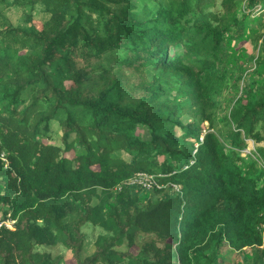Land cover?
Segmentation results:
<instances>
[{
  "label": "trees",
  "instance_id": "trees-1",
  "mask_svg": "<svg viewBox=\"0 0 264 264\" xmlns=\"http://www.w3.org/2000/svg\"><path fill=\"white\" fill-rule=\"evenodd\" d=\"M11 8L47 20L19 28ZM250 26L260 76L240 88L230 43ZM262 30L264 0H0V264H66L38 247L75 264H224L228 247L264 264ZM142 175L162 187L146 204ZM88 223L105 234L82 261Z\"/></svg>",
  "mask_w": 264,
  "mask_h": 264
},
{
  "label": "rangeland",
  "instance_id": "rangeland-1",
  "mask_svg": "<svg viewBox=\"0 0 264 264\" xmlns=\"http://www.w3.org/2000/svg\"><path fill=\"white\" fill-rule=\"evenodd\" d=\"M153 6V4H151ZM31 13L35 25L38 28H41L42 24L41 22L46 21L47 17L42 14L41 10H36L33 12H30L29 10H24L21 8H11L6 12V17L8 20L15 26H18L19 28H30V24L26 21V15H29ZM256 27H249L248 34L241 40V42L238 43V41H233L230 43V52H232L231 57L232 61L230 63V68H231V73L242 76L243 81L239 83L240 88H244L246 82H251L252 80H257L260 76L259 74V69L255 66L254 60L255 58L258 57L259 53V48H254L253 42L250 41L249 34L255 31ZM264 33V31L262 30ZM259 33V31H256V34ZM261 45V41L259 42V47ZM250 75L251 79L248 81H245L244 79L247 78V76ZM230 84V82H229ZM232 93L230 89H225L224 94ZM227 108V107H225ZM54 128L57 126L54 125ZM247 148L243 151V156L249 153H253L257 147V144L252 141V140H247ZM263 145V144H261ZM143 176L137 177L135 180L133 179V183L137 186L140 187L137 189L139 196H140V204H146L147 201L151 199L157 198L159 195H156L152 190H146L142 187L141 178ZM131 181V182H132ZM130 182V183H131ZM144 183L148 184V182L145 180ZM177 190V189H176ZM4 223V222H3ZM5 224L9 227L13 223L6 221ZM83 233L85 235V246L81 252V260H85L88 257H91L94 253L95 247V241L99 235L105 234L104 230L101 228L93 225L92 223H88L84 228H83ZM38 251H47L54 253L58 256H60L61 259H63L64 263L70 264L72 261L73 264V254L64 249L63 247H59L56 249H48L44 247H38ZM118 251L120 252H127L128 247L126 245L118 248ZM138 249H134L133 253H137ZM252 249H245L240 252H233L231 249L228 247H225L222 254L225 257L224 259V264H246L248 261V257L251 256Z\"/></svg>",
  "mask_w": 264,
  "mask_h": 264
},
{
  "label": "built area",
  "instance_id": "built-area-1",
  "mask_svg": "<svg viewBox=\"0 0 264 264\" xmlns=\"http://www.w3.org/2000/svg\"><path fill=\"white\" fill-rule=\"evenodd\" d=\"M0 161L5 163V167L8 166V159H7L6 153L1 149H0ZM142 176L143 177L141 178V181L143 182H141V184L143 187H145L148 190L152 189L153 187L160 188V186L157 185L156 181L154 180L152 176H145V175H142ZM145 180L148 182V184L144 183ZM2 225L3 224H0V227Z\"/></svg>",
  "mask_w": 264,
  "mask_h": 264
},
{
  "label": "clouds",
  "instance_id": "clouds-1",
  "mask_svg": "<svg viewBox=\"0 0 264 264\" xmlns=\"http://www.w3.org/2000/svg\"><path fill=\"white\" fill-rule=\"evenodd\" d=\"M8 167V166H7ZM153 178H154V180H155V177L154 176H152ZM155 188H157V187H155ZM160 188H162V187H160ZM160 188H158V189H160ZM150 190H152V189H150ZM178 190V189H177ZM1 224V223H0ZM2 224H3V222H2ZM6 225V224H5ZM7 226V225H6ZM12 226V225H11ZM11 226H9V228L11 227ZM8 227V226H7ZM262 228H264V225H263V227ZM261 228V229H262ZM263 237H264V233H263Z\"/></svg>",
  "mask_w": 264,
  "mask_h": 264
}]
</instances>
